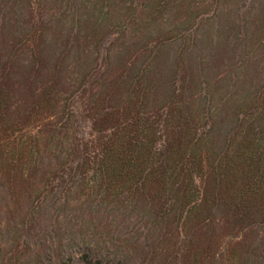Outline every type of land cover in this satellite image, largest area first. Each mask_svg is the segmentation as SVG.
<instances>
[{"label":"rangeland","instance_id":"374dc122","mask_svg":"<svg viewBox=\"0 0 264 264\" xmlns=\"http://www.w3.org/2000/svg\"><path fill=\"white\" fill-rule=\"evenodd\" d=\"M248 2L0 0V87L9 91L4 105L15 111L24 101L22 115L10 114L6 108L0 113V156L5 160L0 165V264H264V226H254L245 238L243 233L224 237L217 229L206 251L207 234L199 217L188 223L189 237L184 239L186 208L181 200L175 201L170 187L164 190L153 185L135 190L127 182L114 183L110 178L105 186L101 177L92 181L93 175H80L73 169L65 170L63 177L59 163L69 144L60 141L63 136L53 141L43 137L20 147L24 134L44 130L45 122L23 133L16 129L28 111L30 119L47 112L44 98L35 100L44 82L55 78L58 87L67 91L71 76L76 77L71 69L79 66L74 63L75 57L86 47L100 49L103 55L109 42L118 36L109 71L117 79L129 57L141 52L147 43L161 41L166 44L149 75L152 82L145 81L142 87L153 86L157 100L166 97L167 91L158 83L174 78L177 59L181 75L190 77V83L196 85L202 80L209 84L220 117H214L213 140L206 149L213 160L226 156L233 170L236 161L244 162L236 159L244 144L264 142V0H253L249 10ZM75 28L80 32L78 41L71 36ZM185 30L192 34L186 40ZM39 31L43 32V37L36 39L40 47L53 40L59 50L70 43L76 47L73 57L58 58L55 65L62 70L60 78L54 74L53 51L51 57L46 52L40 56L43 63L30 52ZM141 56L130 71L131 78L146 63L148 52ZM34 63L38 69L33 68ZM84 67H78L80 77L86 76ZM94 78L90 85L96 89ZM129 83L118 82L109 90L105 87L95 99L97 113L122 105ZM134 88L131 105L135 102ZM198 90V86L188 89L191 94ZM108 95L114 96L112 101ZM81 99L75 101L74 109L81 110ZM67 104L70 107V100ZM243 114L249 117L240 123L238 117ZM75 126L79 138L91 132L89 120L83 115ZM13 159L21 163L31 159L30 168L27 164L16 170L6 167ZM188 241L192 248L182 255L177 248L185 247ZM253 247L255 252L249 254Z\"/></svg>","mask_w":264,"mask_h":264},{"label":"trees","instance_id":"16d2710c","mask_svg":"<svg viewBox=\"0 0 264 264\" xmlns=\"http://www.w3.org/2000/svg\"><path fill=\"white\" fill-rule=\"evenodd\" d=\"M252 1L249 0L247 10L252 6ZM79 33L75 28L71 31L72 38L75 37L78 41ZM183 33L185 40L192 36L190 30H185ZM40 37H43V32H36L30 52L33 58L38 56L43 63L40 56L46 52L47 57H51L53 51L54 74L55 77L60 78L59 71L62 70L59 65L57 67L55 65L58 58L65 55L69 57V54L73 57L77 54L76 47L70 43L68 45L70 47H64L65 51L59 50L60 47H56L54 40L45 48L40 47L39 42H36ZM83 38L87 39V37ZM117 40L118 36L109 42L107 51L103 55L100 49L94 51L86 47L79 56L75 57L74 63L79 66L71 69L76 77L71 76L72 82L68 84L67 91L58 87V80L55 81V78L41 85L42 88L38 89V92H41L35 100L37 98L39 102L44 98L48 106L47 112L37 119H30L31 112L28 111L16 129L23 133L26 128L43 122L45 127L49 126V129L44 127V130H37L32 135L24 134L26 138L21 140L20 147L29 146L32 141L39 142L43 137L53 141L63 136L60 141L64 140L62 142L69 144L65 151L66 156L59 163L62 175L65 170L73 169L80 175H96L97 177L90 178L92 181L102 178L105 186L108 185L110 178L114 183L127 182L128 187L135 190L153 185L164 190L165 187H170L173 189L171 193L175 201L181 200V206L186 208L182 222L184 239L189 237L188 223L193 217H199V222L205 227L203 232L207 234L205 237L207 247H204L206 251L209 250L210 237L217 234V229L220 231L219 235L224 237L243 233L242 236L245 238L252 232L250 230H253L254 226H264V142L254 141L244 144L239 155L236 156V159L244 162L236 161L233 170L226 156L224 159H211L206 144L212 143L216 126L214 117H220V109L218 103H214L209 84H205L202 80L196 85L193 81L190 83V77L181 75L182 67L178 65L177 59L174 78L163 84L158 83L159 88L167 91L166 97L157 100V91L153 89L154 87L145 85L143 88L142 85L145 81L152 82L149 75L155 67L153 65L162 57L159 50L166 42L156 41L144 45L141 52L139 50L136 55L129 57L123 66L124 73L120 78L118 77L119 79H115L109 71L112 66L111 52L114 57V41ZM95 52L96 56L93 57ZM144 52H148L146 63L140 65L131 78L130 71L135 69L138 59ZM182 53L183 49L180 52L181 56ZM179 63L183 62L180 60ZM82 65L85 66L86 76L80 77L78 67ZM33 68L38 69L35 63ZM93 75H95L94 80L98 82L95 84L98 86L96 89L94 85H90ZM118 82L125 84L130 82V90L126 92L128 96L124 103L97 113L96 97L105 87H109V90L110 86ZM136 86L139 90H135ZM192 86L199 87L197 93L191 94L188 91ZM133 88L136 95L133 96L135 102L131 105L129 100L132 99ZM8 95L9 91H3L0 87V113L6 111L5 108L7 111L10 110V107L4 105ZM79 98H82L81 110L74 109L73 105ZM113 98V95H108L111 101ZM69 100L70 107L67 104ZM23 103L15 107V111H9L10 114L22 115L24 109L20 110V106ZM82 115L89 120L91 131L84 139L76 135L75 126V122L77 124ZM248 117L249 115L243 114L241 118L238 117V122L244 123ZM10 134H14V131L11 130ZM63 152L64 150L61 149V153ZM3 161L4 158L0 156V165L4 163ZM17 161L18 159H13L12 165L5 166L16 170L27 164L30 168L32 160H26L25 163ZM182 214L181 212L180 216ZM214 214H220V217L215 218ZM216 222L221 224L217 225ZM191 246L188 241L185 247L180 245L177 249L185 255L191 250ZM255 249V247L251 248L248 253L255 252ZM93 264H101V262L96 261Z\"/></svg>","mask_w":264,"mask_h":264}]
</instances>
